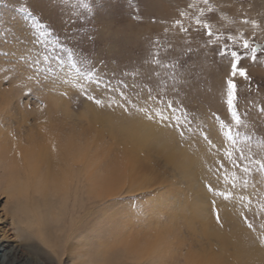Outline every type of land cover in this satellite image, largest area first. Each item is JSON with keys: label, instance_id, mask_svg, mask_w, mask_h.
<instances>
[{"label": "rangeland", "instance_id": "374dc122", "mask_svg": "<svg viewBox=\"0 0 264 264\" xmlns=\"http://www.w3.org/2000/svg\"><path fill=\"white\" fill-rule=\"evenodd\" d=\"M22 7H28L41 23L50 26L53 33L59 36L62 44L73 50L75 68H79L82 73H87L88 70L94 71L96 79L101 81L99 86L94 80L89 81L83 77H80V82L97 98L107 100L109 97H115L123 103V99L118 94L123 90L132 103H136L138 107L142 106L145 93L141 92V89L154 87L157 83L155 77L151 80L147 78L154 71V66L146 63L150 59L149 53L154 41L158 40L165 48L171 45V50L166 57H163L164 59L171 57L179 61L176 69L177 79L174 82L168 81L169 91L164 98L178 109L176 115L181 116V123H184L186 113L189 122L186 127H190L193 132L186 133L184 140L181 141L182 147L179 149L180 152H185L188 157L197 161L198 169L200 167L198 174L195 180L192 177L182 176L180 170L169 161L167 150L162 151L158 146L155 147L157 149L151 148L150 151L148 149V152L145 149L142 155L146 157L145 164L151 168L147 174V180L150 181L148 186L137 193L130 192L126 185L118 195L99 203L98 208L101 211L96 215L102 222L101 225L105 226L108 223L106 220L109 214L117 212L119 221L116 226H122L124 220L131 218L129 220L131 226L146 231L151 223L152 227H156L158 218L161 223L167 225L177 218L175 217L177 214L180 220L178 217L177 228L174 226L172 229L180 232L182 238H180L182 241L176 243L180 255H184L183 253L190 246L197 249L199 244L203 243L217 250L219 244L214 241L215 239L209 241L204 237L201 239L200 221L192 215L190 204L194 194L193 187L201 184L210 197L208 202L216 225L221 229L225 228L223 215L224 212H228V215L245 227L248 234L251 233L248 236L259 246L254 234L243 222L241 213L247 215L254 224H259V219H254L253 213L259 211L256 201L264 195V185L257 184L256 188L248 187L244 190L237 188V192L242 191L243 195H250L253 199L252 211H247L238 200L225 202L216 197L215 208L220 213L223 225L221 227L215 219L214 206L211 203L213 197L206 190L205 184L211 182L216 187H229L232 173L236 172L240 175L239 170L234 168L225 156L226 151H235L239 145L233 146L228 141L224 135L226 129L220 126V121L230 123L227 80L231 78V64L235 62L230 53L231 51L245 53L238 42L239 37L241 34L245 38L254 37L256 43L264 45V0H209L208 5H205L203 0H94L92 15L82 10L78 3L64 4L62 0H0V53L9 54L7 56L0 54V69H7L0 71V89L1 91H9L13 88L24 89L21 91L17 105L25 111L24 117L27 112V119L20 121L22 125L26 120V124L24 123L20 130L14 120L10 125L8 122L0 123V131H8L13 141L19 138L28 140L33 132L36 136L44 134L43 120L47 119L45 114L47 100L49 97L57 96L65 102L68 100L70 114L66 117L59 113V117L56 118L60 123H57L64 127L67 133L68 129H71L75 137L86 146L85 150L91 158L90 163L123 164V144L120 145L119 138L111 139L104 124L94 125L92 115L87 117L84 115L87 107L94 108L104 118H113V123H121L120 118H139L147 123L150 122L130 107L129 111L133 113L131 116L120 107H98L84 98L75 87L63 83V80H72L76 77L75 68L69 63L66 53L60 52L59 49L49 50L50 46L46 47L43 43H34L38 37L31 22L26 20L25 14L20 11ZM200 10H203V13ZM197 19L210 24L214 33L212 37L206 34L205 29H199ZM176 20H180L189 31L187 33L181 31L174 23ZM244 20H254L259 26L246 24ZM229 35L236 37L237 42L228 40ZM189 48L191 51L186 52L185 50ZM221 52L225 54L221 55ZM43 55H48L52 59L45 63L42 60ZM57 55L63 58V65L55 59ZM249 56L250 54L243 55L238 67L246 68L250 79L245 80L239 75L235 77L239 97L238 109L242 115L247 112L244 118L251 125L247 131L264 137V114L259 111L264 107V51L258 52L255 62L251 61ZM22 57L24 59H21ZM35 59H41L39 72L36 68L27 67ZM49 68L51 71H48ZM160 71L163 73L166 70L160 69ZM133 73L135 76L132 75ZM6 76L10 78L6 80ZM29 76L37 77L39 82L35 78L28 79ZM46 76L50 79L45 80ZM164 78L167 79V76ZM122 81L130 87L123 88ZM105 84L110 85L107 91L104 88ZM133 85L134 88L131 87ZM158 104L159 101L155 104L150 103L149 107L156 109ZM36 111L42 120L36 115ZM31 112L33 114H28ZM39 119L41 121H38ZM150 124L156 126L154 123ZM165 131L175 136L176 140L172 143L174 148L169 149L170 153H174L177 151L176 142L180 138L174 130ZM96 132L103 136L104 151L91 143L90 138ZM203 135L208 136L211 144L205 142ZM12 152L14 153V150ZM97 152H100V155L96 156ZM18 159L23 162L20 157ZM220 163L225 165L229 182L221 181L217 184L214 178L215 169ZM82 164L87 163L82 162ZM220 175L224 173L221 172ZM7 200V196L0 194V245L10 250L19 245L20 239L15 237L12 220L6 214L10 212L6 207ZM154 216V221H150ZM140 222H144V226H141ZM229 229L227 227L226 230ZM87 237V234L82 233L75 236L73 242L76 243L80 238L87 239ZM183 247H186L184 251H182ZM261 250L264 251V248ZM62 258V264L73 263L67 255Z\"/></svg>", "mask_w": 264, "mask_h": 264}, {"label": "bare ground", "instance_id": "6f19581e", "mask_svg": "<svg viewBox=\"0 0 264 264\" xmlns=\"http://www.w3.org/2000/svg\"><path fill=\"white\" fill-rule=\"evenodd\" d=\"M20 89H0V123L8 122L10 125L15 120L19 130L26 124V120L22 125L20 121H24L27 114L24 117L25 111L17 105L21 91H24ZM63 100L57 96L48 98L45 112L47 119L43 120L44 123L40 122L43 123L44 134L36 136L33 132L28 140L18 137L13 141L8 131H0V194L8 198L6 207L10 212L6 214L12 220L15 237L20 239L19 245L10 250L0 245L4 264H62L65 255L73 260L72 264H78L79 257L76 254L79 251L107 246L116 239L127 240L131 237L149 249L158 248L161 264H249L254 258L264 259V251L248 236L251 233L248 234L245 227L228 212L223 215L225 228L216 225L208 202L210 197L201 184L196 187L191 185L194 188L190 204L192 215L200 221L201 239H215L219 244L218 251L203 243L197 249L190 246L184 255H180L176 243L182 238L180 232L172 229L174 226L177 228V214H174L177 218L174 217L175 220L167 225L158 218L156 227H152L151 223L146 231L131 226V218L122 222L123 227L116 226L119 221L117 212L109 214L108 223L101 225L97 216L101 211L99 203L112 199L126 185L130 192L137 193L148 186L150 181L147 180V174L151 168L145 164L146 157L142 155L145 149L148 152V149L150 151L158 146L162 151L167 150L169 161L187 178L195 180L200 167L198 169L197 161L185 152H180V149L170 153L169 149L174 148L172 143L176 140L172 133L157 131L156 126L139 118H120L121 123H113V118H104L94 108L87 107L84 115H92L94 125L104 124L111 139L119 138L120 145L123 144V164H91L86 146L71 129L67 133L57 123L59 113L66 117L70 115L68 100ZM36 113L38 115V111ZM38 117L41 119L40 115ZM90 139L95 147L104 151L101 133H94ZM19 157L23 162L19 161ZM154 219L155 216L150 221ZM143 223L140 222L141 226ZM114 229L118 231L114 232ZM82 233L88 235L87 239L80 238L76 243L73 242L74 237Z\"/></svg>", "mask_w": 264, "mask_h": 264}, {"label": "snow or ice", "instance_id": "6c2138e0", "mask_svg": "<svg viewBox=\"0 0 264 264\" xmlns=\"http://www.w3.org/2000/svg\"><path fill=\"white\" fill-rule=\"evenodd\" d=\"M78 3L82 10H86L89 15L93 14V2L94 0H62V3ZM205 5H208L209 0H203ZM194 7V5H190ZM22 13L25 14V19L30 21L35 34L38 37L34 43H43L46 47H49V50L59 49L60 52L66 53L68 56V61L75 68V62L73 60V50L66 47L61 43L59 36L53 33V30L49 25L41 23L39 18L34 15L28 7H22L20 9ZM203 13V10H200ZM212 11V9H209ZM78 15V13H76ZM183 15V13H181ZM155 22V21H153ZM244 23H251L254 27H258L256 21L244 20ZM175 25L179 26L180 30L187 33L189 30L184 27L180 20L174 21ZM199 29H205L206 34L209 37H212L214 33L211 30V26L207 22H202L200 19L196 21ZM197 29V30H199ZM4 31H9V29H4ZM228 40L237 42V38L229 35ZM240 45L245 50L244 54L238 53L237 51H231L230 55L235 59V62L231 64V78L227 80V104L231 111L230 123H225L220 121V126L226 129L224 135L227 137L228 141L233 145H239L235 151H226L225 156L227 157L230 164L239 170L240 175H237L236 172L232 173L231 181L229 187H216L211 182L205 184L206 190L212 195L213 199L211 203L213 204V211L215 215L216 222L222 225L221 217L219 211L215 208L216 197L221 198L225 202L236 201L238 200L241 205L247 210L252 211L251 205L253 204V199L251 196H245L241 192H237V188L244 190L248 187L256 188L257 184L264 185V137L257 136L247 129L251 128L249 122L245 120L247 112L243 115L238 109V88L235 82V77L237 75L243 77L245 80H249L248 72L246 68L238 67L242 56L245 54H250L248 57L251 61L255 62L257 60L258 52L264 51V45L256 43L253 38H245L242 34L239 37ZM227 48V44H225ZM171 50V45H168L167 48L161 45L159 41L153 42L152 50L149 53L150 59L146 63H150L154 66V71L147 77L151 80L153 77L156 78L157 83L154 87L142 88L141 92L145 93L144 101L142 106H137L136 103H132L129 97L126 95L125 91L120 90L119 96L123 99V103L115 99V97H109L107 100L103 98H97L95 95L91 94L88 88L80 82V77H83L89 81H95L97 86L100 85L101 81L96 79L95 73L93 70H88L87 73H82L79 68H75L76 77L72 80H63L62 82L68 84L69 86L75 87L80 94L91 101L98 107H120L128 115L133 113L129 111V107L134 109L136 113L142 115V117L150 123H154L157 126V131L159 130H174L177 132L178 137L180 138L176 142V149L179 150L182 147L181 141L184 140L186 133L193 132L188 125V120L186 118V113L184 114V123H181V116L176 115L178 109L173 106L169 100L164 97L167 95L168 81H175L177 79V66L179 61L177 59L168 57L164 59L163 57L167 56L168 51ZM186 52H190L191 49H186ZM5 56L9 55L8 53H0ZM224 55V52L220 53ZM21 59H24L23 57ZM52 57L48 55H43L42 60L45 63H48ZM61 65H63L64 60L60 55L55 57ZM41 64V59H35L33 62L29 63L27 67L36 68L37 72L41 71L38 67ZM160 69L166 70L161 72ZM0 71H7V69H0ZM48 71H51L49 68ZM135 76V73L132 74ZM167 76V79L164 77ZM10 77H5L9 79ZM39 79L35 76H29L28 79ZM45 80L50 79V77H44ZM123 88H129L130 86L121 82ZM135 87V85L131 86ZM105 90H109L110 85H104ZM174 90V88H173ZM115 91V89H113ZM155 93V94H154ZM27 94V93H26ZM61 95H67L66 93H61ZM139 95V93H137ZM159 101L156 109L149 107V104H155ZM162 105V106H160ZM43 106V105H42ZM261 114H264V107L259 109ZM215 119V117H214ZM206 143L211 144V141L208 139L207 135L202 137ZM212 171V169H209ZM216 175L215 179L217 184L221 181L229 182V178L226 174L225 165L220 163L216 166L215 169ZM223 172L224 175H220ZM259 177V179H257ZM259 192V189H257ZM258 212L253 213L254 219H259V224H254L252 220L249 219L247 215L241 213L243 222L246 224L247 228L254 234L256 242L261 248H264V195H261L260 198L256 201ZM118 231V229L113 230ZM79 257L78 264H161L160 252L158 248L149 249L146 245L138 244L134 239L119 240L109 243L107 246L103 247H91L79 251L76 254ZM3 253H0V264L3 262ZM195 264V262H193ZM249 264H264V259L254 258L249 261Z\"/></svg>", "mask_w": 264, "mask_h": 264}]
</instances>
